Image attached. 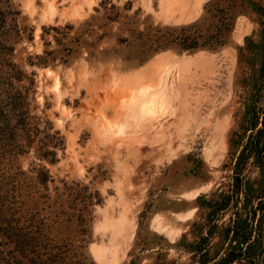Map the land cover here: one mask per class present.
<instances>
[{"label":"rangeland","instance_id":"rangeland-1","mask_svg":"<svg viewBox=\"0 0 264 264\" xmlns=\"http://www.w3.org/2000/svg\"><path fill=\"white\" fill-rule=\"evenodd\" d=\"M0 215L49 264H264V0H0Z\"/></svg>","mask_w":264,"mask_h":264},{"label":"trees","instance_id":"trees-1","mask_svg":"<svg viewBox=\"0 0 264 264\" xmlns=\"http://www.w3.org/2000/svg\"><path fill=\"white\" fill-rule=\"evenodd\" d=\"M6 217L0 215V264H49L56 257L51 252L53 248H49L53 239L48 233L43 234L41 229L34 231L28 227H18L20 219ZM2 223L6 225L3 226ZM234 234L235 238L239 237L238 229ZM245 239L248 243L249 238ZM11 246L12 248H10ZM236 250V248L231 249L227 254L225 258L227 264L248 255L246 253H249L250 246L245 247V254L237 253ZM25 261L27 262L25 263ZM250 261L254 264L252 260Z\"/></svg>","mask_w":264,"mask_h":264},{"label":"bare ground","instance_id":"bare-ground-1","mask_svg":"<svg viewBox=\"0 0 264 264\" xmlns=\"http://www.w3.org/2000/svg\"><path fill=\"white\" fill-rule=\"evenodd\" d=\"M145 97H146V96H145ZM133 100H134V99H133ZM135 101H136V103L138 102L137 99H136ZM135 106H136V105H135ZM143 110H144V109H143Z\"/></svg>","mask_w":264,"mask_h":264}]
</instances>
